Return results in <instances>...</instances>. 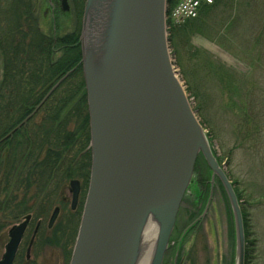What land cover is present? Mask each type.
<instances>
[{"label": "water", "instance_id": "water-1", "mask_svg": "<svg viewBox=\"0 0 264 264\" xmlns=\"http://www.w3.org/2000/svg\"><path fill=\"white\" fill-rule=\"evenodd\" d=\"M166 1H84L79 46L91 161L68 264H136L149 218L157 224L149 264H162L199 156L210 185L216 178L225 191L234 221V264H244L238 200L172 64ZM70 185L74 203L77 181ZM26 221L9 232L0 264H12Z\"/></svg>", "mask_w": 264, "mask_h": 264}, {"label": "rangeland", "instance_id": "rangeland-1", "mask_svg": "<svg viewBox=\"0 0 264 264\" xmlns=\"http://www.w3.org/2000/svg\"><path fill=\"white\" fill-rule=\"evenodd\" d=\"M33 1L32 9L37 22L28 21L25 24L22 18L28 7L24 3L0 0V34L12 21L7 20L11 15L5 16V12L14 11L15 4L18 8L12 14L10 27L26 31L34 22V28L37 26L51 40V19L49 15H43L45 0ZM218 1L211 6L209 15L203 16L202 10L195 19V25L185 24L172 43L168 40L169 53L191 107L209 133L207 136L213 154L225 173L229 172L237 180L238 196L235 195L243 229L247 228L248 240L252 242L253 260L250 264H264V131H257L264 124V40L263 45L258 47L261 50L253 49L258 45L253 47L256 40L250 34L255 24L253 13L248 10L255 4L252 0ZM259 1L258 5H262L264 13V0ZM83 8L84 1L79 14L80 22ZM61 14L59 20L56 14L58 24L67 16ZM16 16L20 26L16 24L19 22L15 20ZM57 47L50 46L55 50ZM60 53L56 51L52 59H57ZM255 57L259 61L255 62ZM205 62L210 67L221 62L224 67L219 73L210 75L201 69ZM1 63L2 55L0 80ZM40 114L31 119V127L42 120ZM76 153L78 151L70 152L72 159ZM70 161L73 162L71 158ZM209 173L206 163L199 156L194 166L195 176L179 205L162 264H234L232 211L219 181L214 178L210 185ZM65 180L68 181V178ZM44 250V254L50 252L47 248L41 250L38 247L32 251V258L35 257L39 263Z\"/></svg>", "mask_w": 264, "mask_h": 264}, {"label": "trees", "instance_id": "trees-1", "mask_svg": "<svg viewBox=\"0 0 264 264\" xmlns=\"http://www.w3.org/2000/svg\"><path fill=\"white\" fill-rule=\"evenodd\" d=\"M16 1L23 3L22 0ZM172 2L168 0L169 4ZM216 2L220 1L214 0L211 5L201 9L203 16H207V13L209 15L211 6H215ZM251 2L255 4L248 10L253 13L255 24L252 25L250 34L256 40L253 47L258 45L253 49L258 51L264 40V13L262 5H258L259 0ZM14 11L5 12V16L11 15L7 19H12L10 25ZM20 13L22 15L21 9ZM15 18L19 21L17 16ZM22 19L24 21L25 17ZM195 19L180 25L170 23L167 29L168 40L172 43L181 27L185 24L195 25ZM32 24L26 31L16 27L13 29L9 25V29L2 30L0 34L3 67L0 80V218L10 213L17 215L26 209L24 202L30 197L38 196L33 187L38 182L43 189L47 187L49 190H58L56 182L73 174V164L75 167H82L85 173H88L90 166L88 112L79 47L66 48L60 57L51 62L49 39ZM18 25H21L20 21ZM256 57L255 62L259 61ZM216 63L218 66L210 67L205 62L202 65L205 69H201L210 75L219 73L224 65ZM72 67L74 70L65 78L62 77L58 87L49 90ZM37 114L42 116L39 123L19 128L20 123H30ZM257 131L263 133L264 124ZM67 149L69 150L66 151ZM73 151L78 153L72 159L70 152ZM226 176L238 196L237 180L229 172H226ZM247 233L245 227L244 264H250L253 260L252 242H249Z\"/></svg>", "mask_w": 264, "mask_h": 264}, {"label": "flooded vegetation", "instance_id": "flooded-vegetation-1", "mask_svg": "<svg viewBox=\"0 0 264 264\" xmlns=\"http://www.w3.org/2000/svg\"><path fill=\"white\" fill-rule=\"evenodd\" d=\"M22 1L25 7H28V9H26V15L24 16L25 24L28 21H36V17L32 9L34 1ZM82 2L83 0H65L66 5H63L62 0H45L46 6L43 10V15H49V18L52 20H50L52 37L51 40L49 38L48 39L51 41L50 46L51 44L53 46H58L56 50L54 48H50L49 59L51 62L55 61V59L52 58L56 51H61V55L66 48L79 47V14L82 8ZM14 8L16 11L18 7L14 5ZM60 13L67 15L63 21H61L62 19L60 20L62 25H60L61 23L58 24L56 18L58 15L59 20ZM36 29H38L37 26ZM38 31L41 32L39 29ZM77 65L78 63L74 69ZM72 69L73 67L66 71L61 78L57 79L49 90H54L58 87L62 79L65 78V76H67ZM27 125H29L28 121L22 125L20 123L18 126L20 128L25 126L27 127ZM71 172L73 174L68 178V181L63 180L61 182H56L57 188L59 187L58 190H54L55 188L53 190H49L47 187L43 189L40 182L33 185L35 188L34 192L37 193L38 196L30 197L24 202L26 209L17 215L10 213L0 218V259L2 258L5 247L9 241V232L11 229L27 220L21 238L18 242L12 264L69 263L84 206L83 202L85 201L87 193L89 169L88 173H85V170L82 167H75L73 164L71 166ZM72 180L77 181L78 187L74 203L72 200V187L70 185V181ZM65 188H67L66 191ZM49 191L52 192L49 196H46ZM54 210H57V213L52 223L49 224V219ZM46 218L47 222L45 224ZM38 247H40L41 250L42 248L50 250L47 254H44L46 250L42 252L39 263L35 257L32 258V251H35ZM22 250L24 251L23 256Z\"/></svg>", "mask_w": 264, "mask_h": 264}, {"label": "built area", "instance_id": "built-area-1", "mask_svg": "<svg viewBox=\"0 0 264 264\" xmlns=\"http://www.w3.org/2000/svg\"><path fill=\"white\" fill-rule=\"evenodd\" d=\"M213 0H177L169 11L174 22H183L197 15L200 6L212 3Z\"/></svg>", "mask_w": 264, "mask_h": 264}, {"label": "bare ground", "instance_id": "bare-ground-1", "mask_svg": "<svg viewBox=\"0 0 264 264\" xmlns=\"http://www.w3.org/2000/svg\"><path fill=\"white\" fill-rule=\"evenodd\" d=\"M157 224L149 218L140 239V250L136 264H149L155 243Z\"/></svg>", "mask_w": 264, "mask_h": 264}]
</instances>
